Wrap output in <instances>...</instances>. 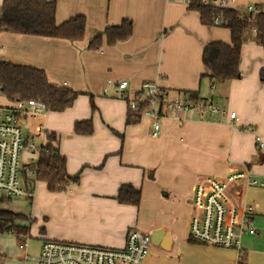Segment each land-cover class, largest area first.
Segmentation results:
<instances>
[{
    "label": "crops",
    "instance_id": "obj_1",
    "mask_svg": "<svg viewBox=\"0 0 264 264\" xmlns=\"http://www.w3.org/2000/svg\"><path fill=\"white\" fill-rule=\"evenodd\" d=\"M54 1L57 24L77 15L85 18L84 39L73 43L0 32V61L41 69L52 85L79 93L70 108L46 112L41 118L46 131L57 137L67 173L79 172V182L64 193L48 192L41 182L29 186L27 214L8 211L27 216L33 224L25 239L18 227L0 236V264L31 262L7 250L19 245L28 254L27 238L41 241L39 248L45 240H56L122 249L130 230L149 236L164 232L141 264H264V83L259 79L264 51L255 33L248 31L242 43L239 77L211 83L203 76V47L213 41L229 44L230 34L226 28L202 24L185 0ZM250 4L264 11V0H235L233 9ZM123 19L132 21L127 40L87 49L94 34ZM123 80L130 92L142 82L158 81L172 92L196 93L220 112H184L180 122L168 116L160 120L159 134L152 138L148 118L126 125L125 101L113 89L102 94L107 81ZM86 119L92 121V134H74V122ZM241 169L260 184L238 186L235 191L240 208L254 209L255 233L241 237V251L190 240L195 184L205 176L223 179ZM124 184L140 190L137 206L116 201Z\"/></svg>",
    "mask_w": 264,
    "mask_h": 264
},
{
    "label": "built area",
    "instance_id": "obj_2",
    "mask_svg": "<svg viewBox=\"0 0 264 264\" xmlns=\"http://www.w3.org/2000/svg\"><path fill=\"white\" fill-rule=\"evenodd\" d=\"M185 1L187 4L190 2ZM200 4L219 9H233L235 0H200ZM234 10L249 24L255 22V16L259 12L254 4L247 5L243 10ZM213 23L214 26L221 25L220 15L215 17ZM109 89H113L115 96L125 101L127 110L140 109L141 118L149 119L152 138L159 134L160 120L168 116L180 122V113L204 110L211 114L220 112L211 100L199 99L193 102L184 92H172L161 86L158 81L142 82L134 92H130L126 80L115 83L107 81L102 94H107ZM46 112L45 107L34 100L16 101L8 106L0 105L1 198L16 200L32 196L26 182L29 177L34 176L31 168L37 161L40 146L46 140L48 132L41 122ZM229 119L234 120L235 114L230 113ZM256 142L262 147L258 137ZM23 151L27 153L24 161L21 160ZM242 185L260 184L244 169L232 172L223 179L205 176L195 184L188 220L190 240L205 246L241 251V237L255 233L252 226L254 209L251 206L240 208L236 199V188ZM150 247L148 234L130 230L122 249L45 240L35 256H29L24 247L19 245H11L7 250L23 262L31 261L34 264H141ZM240 256L244 254L240 252Z\"/></svg>",
    "mask_w": 264,
    "mask_h": 264
},
{
    "label": "trees",
    "instance_id": "obj_3",
    "mask_svg": "<svg viewBox=\"0 0 264 264\" xmlns=\"http://www.w3.org/2000/svg\"><path fill=\"white\" fill-rule=\"evenodd\" d=\"M188 9L196 11L200 22L208 26L214 25L215 17L220 15V27L226 28L230 34L229 44L213 41L203 47V76L211 83L226 82L239 77L240 49L248 31L255 33L256 43L264 51V11L259 8L253 24L241 19L239 13L232 8L208 7L200 4V0H190ZM55 12L54 0H3L0 7V32L61 39L73 43L82 41L86 33L85 18L77 15L57 24ZM131 33L132 21L123 19L119 24L108 26L94 34L87 43V49L96 51L104 44L112 46L127 40ZM259 79L264 83V69L260 71ZM0 94L9 103L34 100L42 104L47 112L53 113H61L70 108L79 95L69 88L52 85L41 69L5 61H0ZM185 94L193 102L199 100L196 93ZM89 100L93 111L95 106L92 98ZM140 111L126 110L125 124L137 123L141 118ZM92 131L90 119L75 121L73 124V132L76 135H90ZM31 169L34 174L30 179L32 184L44 183L46 190L51 193H64L70 185L79 182V172L73 175L67 173L65 157L59 153L57 137L53 133H47L45 143L40 146L37 161ZM8 201L11 200L0 198V203ZM116 201L122 205L137 206L140 190L130 184L121 185L116 194ZM32 224L33 220L23 214L0 209V236L7 235L18 227L22 239H25ZM39 232H44L43 227Z\"/></svg>",
    "mask_w": 264,
    "mask_h": 264
},
{
    "label": "rangeland",
    "instance_id": "obj_4",
    "mask_svg": "<svg viewBox=\"0 0 264 264\" xmlns=\"http://www.w3.org/2000/svg\"><path fill=\"white\" fill-rule=\"evenodd\" d=\"M6 104L8 105L7 100L0 94V105L5 106ZM26 158H27V153L25 151H23L21 154V160L24 161ZM28 168H30V166H28ZM30 179L31 178L29 177L27 182H26L28 186H31V184H32ZM1 197H2V195L0 194V198ZM0 207L3 209L12 210L14 212H22L23 211L22 213L27 214L26 210L29 207V203H28L26 198H20V199H16V200L12 199L11 201H8L5 203H0ZM25 241H26L27 246H28V254H36L37 255L39 252V244L41 241H38L36 239H31V238H27ZM1 247H2V244L0 243V254H1ZM31 256H35V255H31ZM28 264H34V263L28 262Z\"/></svg>",
    "mask_w": 264,
    "mask_h": 264
},
{
    "label": "water",
    "instance_id": "obj_5",
    "mask_svg": "<svg viewBox=\"0 0 264 264\" xmlns=\"http://www.w3.org/2000/svg\"><path fill=\"white\" fill-rule=\"evenodd\" d=\"M164 232L162 230H156L150 233L151 244L156 245V243L161 239Z\"/></svg>",
    "mask_w": 264,
    "mask_h": 264
}]
</instances>
